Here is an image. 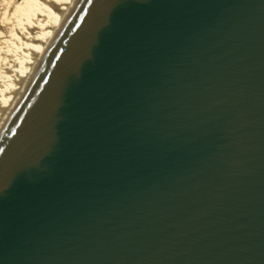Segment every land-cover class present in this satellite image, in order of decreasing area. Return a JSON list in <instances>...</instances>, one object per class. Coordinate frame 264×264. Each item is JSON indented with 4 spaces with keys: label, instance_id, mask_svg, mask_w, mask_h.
<instances>
[{
    "label": "water",
    "instance_id": "95a60500",
    "mask_svg": "<svg viewBox=\"0 0 264 264\" xmlns=\"http://www.w3.org/2000/svg\"><path fill=\"white\" fill-rule=\"evenodd\" d=\"M0 264H264V0H79L0 133Z\"/></svg>",
    "mask_w": 264,
    "mask_h": 264
},
{
    "label": "bare ground",
    "instance_id": "6f19581e",
    "mask_svg": "<svg viewBox=\"0 0 264 264\" xmlns=\"http://www.w3.org/2000/svg\"><path fill=\"white\" fill-rule=\"evenodd\" d=\"M16 2L0 0V133L79 0Z\"/></svg>",
    "mask_w": 264,
    "mask_h": 264
},
{
    "label": "rangeland",
    "instance_id": "374dc122",
    "mask_svg": "<svg viewBox=\"0 0 264 264\" xmlns=\"http://www.w3.org/2000/svg\"><path fill=\"white\" fill-rule=\"evenodd\" d=\"M16 1H17V2H16V3H17V5H18L19 3L21 4L22 2H24V0H16ZM8 6H9V5H8ZM8 6H7V7H8ZM7 7H6V10H8V13H11V12H13V11H12V7H11V6H10V7H8V8H7Z\"/></svg>",
    "mask_w": 264,
    "mask_h": 264
}]
</instances>
